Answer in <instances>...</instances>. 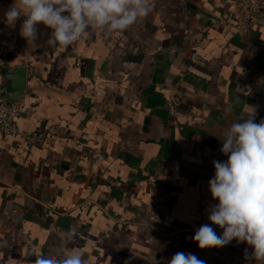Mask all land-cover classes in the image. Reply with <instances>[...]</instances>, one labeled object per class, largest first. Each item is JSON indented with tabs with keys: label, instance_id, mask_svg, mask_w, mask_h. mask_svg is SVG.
Listing matches in <instances>:
<instances>
[{
	"label": "crops",
	"instance_id": "obj_1",
	"mask_svg": "<svg viewBox=\"0 0 264 264\" xmlns=\"http://www.w3.org/2000/svg\"><path fill=\"white\" fill-rule=\"evenodd\" d=\"M239 1L151 0L127 31L68 48L46 35L28 44L19 21H0V88L25 64L18 126L51 133L29 148L0 132V264L54 254L68 229L90 264H168L177 252L253 264L244 243L202 250L190 239L217 203L208 181L227 159L223 132L248 105L264 119V25L235 34ZM12 2L0 0V18Z\"/></svg>",
	"mask_w": 264,
	"mask_h": 264
},
{
	"label": "clouds",
	"instance_id": "obj_2",
	"mask_svg": "<svg viewBox=\"0 0 264 264\" xmlns=\"http://www.w3.org/2000/svg\"><path fill=\"white\" fill-rule=\"evenodd\" d=\"M151 11V0H13L0 21L10 29L19 21V35L28 44L46 35L49 47L68 48L93 32L106 38L123 33ZM41 25L48 31L42 33ZM248 107L252 111L247 118L231 123L218 138L227 159L212 161L215 172L208 181L217 203L206 209L210 223L200 225L190 239L202 250L223 248L233 240L244 243L245 259L264 264V119L256 122L255 108ZM74 240V230L64 231L63 247L54 254L35 255L33 264H90L80 249L69 247ZM168 264L206 262L193 253L177 252Z\"/></svg>",
	"mask_w": 264,
	"mask_h": 264
},
{
	"label": "built area",
	"instance_id": "obj_3",
	"mask_svg": "<svg viewBox=\"0 0 264 264\" xmlns=\"http://www.w3.org/2000/svg\"><path fill=\"white\" fill-rule=\"evenodd\" d=\"M234 19L229 23L238 36L264 25V0H241L232 6ZM22 98L9 101L0 100V132L6 136L20 137L29 148H44L49 143L51 133L47 129L32 132L21 129L17 120L24 110Z\"/></svg>",
	"mask_w": 264,
	"mask_h": 264
},
{
	"label": "water",
	"instance_id": "obj_4",
	"mask_svg": "<svg viewBox=\"0 0 264 264\" xmlns=\"http://www.w3.org/2000/svg\"><path fill=\"white\" fill-rule=\"evenodd\" d=\"M0 98L13 101L24 95L27 82V67L25 64L15 66L1 75Z\"/></svg>",
	"mask_w": 264,
	"mask_h": 264
}]
</instances>
